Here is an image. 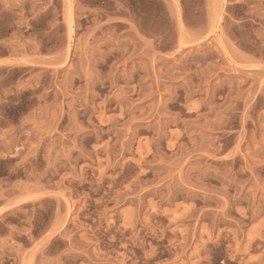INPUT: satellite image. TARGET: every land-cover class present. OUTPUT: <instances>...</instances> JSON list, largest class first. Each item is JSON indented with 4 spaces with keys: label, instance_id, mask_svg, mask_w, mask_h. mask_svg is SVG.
<instances>
[{
    "label": "rangeland",
    "instance_id": "obj_1",
    "mask_svg": "<svg viewBox=\"0 0 264 264\" xmlns=\"http://www.w3.org/2000/svg\"><path fill=\"white\" fill-rule=\"evenodd\" d=\"M0 264H264V0H0Z\"/></svg>",
    "mask_w": 264,
    "mask_h": 264
}]
</instances>
